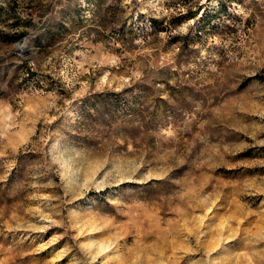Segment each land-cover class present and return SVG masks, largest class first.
<instances>
[{
	"label": "rangeland",
	"instance_id": "1",
	"mask_svg": "<svg viewBox=\"0 0 264 264\" xmlns=\"http://www.w3.org/2000/svg\"><path fill=\"white\" fill-rule=\"evenodd\" d=\"M0 264H264V0H0Z\"/></svg>",
	"mask_w": 264,
	"mask_h": 264
},
{
	"label": "trees",
	"instance_id": "2",
	"mask_svg": "<svg viewBox=\"0 0 264 264\" xmlns=\"http://www.w3.org/2000/svg\"><path fill=\"white\" fill-rule=\"evenodd\" d=\"M165 28V27H164Z\"/></svg>",
	"mask_w": 264,
	"mask_h": 264
}]
</instances>
